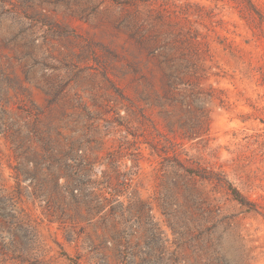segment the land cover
I'll return each instance as SVG.
<instances>
[{"label":"rangeland","instance_id":"rangeland-1","mask_svg":"<svg viewBox=\"0 0 264 264\" xmlns=\"http://www.w3.org/2000/svg\"><path fill=\"white\" fill-rule=\"evenodd\" d=\"M246 16L0 0V264H264V27ZM174 38L199 47L175 59L203 66L200 90L166 84Z\"/></svg>","mask_w":264,"mask_h":264},{"label":"trees","instance_id":"trees-1","mask_svg":"<svg viewBox=\"0 0 264 264\" xmlns=\"http://www.w3.org/2000/svg\"><path fill=\"white\" fill-rule=\"evenodd\" d=\"M236 7L239 9L241 17L246 19V15H250L256 24L262 29L264 27V11L259 7L254 0H233ZM163 46L162 57L157 58L158 66L162 70L164 80L170 87H190L193 90H200L205 77L199 73V70L203 67L196 64L195 66H189L188 62L177 61L175 59V53H184L186 50L193 53L199 52V47L195 44H185L178 41L176 38L169 39ZM264 85V79L263 83ZM197 175L202 180H213L211 174L208 172H190ZM234 199L242 205H252L247 202L242 193L234 186L229 185Z\"/></svg>","mask_w":264,"mask_h":264}]
</instances>
